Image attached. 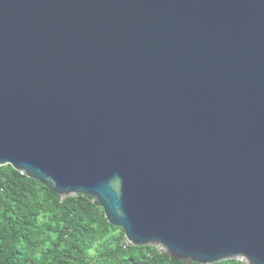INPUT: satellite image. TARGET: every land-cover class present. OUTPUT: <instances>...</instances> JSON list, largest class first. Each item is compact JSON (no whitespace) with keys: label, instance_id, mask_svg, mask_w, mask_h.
I'll return each instance as SVG.
<instances>
[{"label":"water","instance_id":"95a60500","mask_svg":"<svg viewBox=\"0 0 264 264\" xmlns=\"http://www.w3.org/2000/svg\"><path fill=\"white\" fill-rule=\"evenodd\" d=\"M5 166L129 245L264 264V0H0Z\"/></svg>","mask_w":264,"mask_h":264},{"label":"trees","instance_id":"16d2710c","mask_svg":"<svg viewBox=\"0 0 264 264\" xmlns=\"http://www.w3.org/2000/svg\"><path fill=\"white\" fill-rule=\"evenodd\" d=\"M0 264L185 263L155 247L129 245L91 197L62 200L48 185L5 166L0 168Z\"/></svg>","mask_w":264,"mask_h":264}]
</instances>
